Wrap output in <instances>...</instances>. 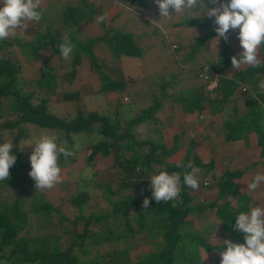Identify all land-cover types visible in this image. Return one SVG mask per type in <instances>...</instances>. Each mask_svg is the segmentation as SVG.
<instances>
[{
	"label": "trees",
	"instance_id": "trees-1",
	"mask_svg": "<svg viewBox=\"0 0 264 264\" xmlns=\"http://www.w3.org/2000/svg\"><path fill=\"white\" fill-rule=\"evenodd\" d=\"M127 1L139 6L145 2ZM86 3L91 5L90 0L60 4L54 12L56 21H48L47 10L38 9L42 12L40 21H47L41 31L40 22H37L31 38L24 42L16 37L0 40V143L9 137L13 144L12 154L16 157L9 178L0 181V260L6 264H202L201 250L220 254L226 247L223 243L206 240L205 236L211 234L216 225L219 236L222 234L234 243H244V234L234 225L240 212L250 211L251 197L238 192L235 179L246 167H226L229 156L221 146L224 148L234 141L248 142L249 137H253L259 152L252 165L264 166V90L258 87L260 78L264 79V65L228 71L231 57L238 56L242 50L234 52L230 44L233 38H238L237 29L232 39H219L220 48L214 59L203 65L186 66L190 75H184L183 79L197 82L176 90L172 88L173 80L162 81L157 93H146L150 104L124 114L120 91L127 82L109 72L106 63L97 62L93 48L103 44L115 60L120 56H140L141 48L130 32L107 27L98 19L102 32L79 40L74 28L85 17L82 5ZM88 10L89 14L96 13L92 7ZM100 15L97 12L96 18ZM178 24L211 25L206 34L195 39V47L216 35L214 18H188ZM65 34L74 45L67 60L62 58L58 48ZM175 46L180 48L178 44ZM15 47H19L24 59L20 60ZM44 51L48 56L44 57ZM260 53L264 58V48ZM189 58H193L192 50L188 58L181 60ZM83 59L99 81L93 92L116 97L105 96L107 102H112L102 111L82 106L84 91L81 87L62 90L64 80L70 83ZM52 60L67 68L56 72ZM176 61L185 66L180 59ZM34 62L39 63L35 72L32 68L24 70V66ZM211 83L216 87L209 91ZM58 89L60 101L72 108V114H54L48 110L49 99ZM236 90L244 97L242 112H238L235 104ZM127 95V106L132 105L134 99H142L139 95ZM166 101L179 105L180 122L187 128L178 131L173 124L166 125L159 118ZM225 110H229L228 116L222 117ZM204 111L210 116L221 115L220 122H206L202 116ZM143 123L145 130L136 128ZM25 124L55 132L57 142L66 144L74 152L67 158L61 155V170L71 164L78 153L73 147L75 140L83 144L79 151L82 150L84 166L77 175L75 191L55 204L45 197L44 191L35 188L28 174L30 160L19 157L17 145L26 136ZM195 125H200L201 130L197 131ZM167 126L174 131L171 135H168ZM213 128L217 130L210 132ZM144 131L153 135L149 137ZM192 132L198 140L192 138ZM97 135L100 138L93 140ZM183 136L187 138L185 143L181 141ZM207 143H211L213 154H208L206 148L199 152L194 150ZM103 157L110 158L114 179L95 181L93 159ZM216 157L222 161L223 168L219 171L215 169ZM178 163L184 167L178 168ZM189 163L200 170L197 173L199 188L192 189L182 181L178 200L156 202L152 197L151 175L158 174L161 169L169 174L179 172L182 180L183 174L191 171ZM89 188L100 191L105 207L92 209L89 206ZM146 197L149 207L144 209L142 202ZM195 218L209 220L195 227ZM133 237L146 249L132 256L130 240Z\"/></svg>",
	"mask_w": 264,
	"mask_h": 264
},
{
	"label": "rangeland",
	"instance_id": "rangeland-1",
	"mask_svg": "<svg viewBox=\"0 0 264 264\" xmlns=\"http://www.w3.org/2000/svg\"><path fill=\"white\" fill-rule=\"evenodd\" d=\"M66 1L79 3V0H42L39 9L47 10L45 15L48 21H50V19L52 21H56L57 17L54 12L59 9L60 4ZM144 1V5L139 6L138 3L134 2L130 4V2L127 0H90L91 5L89 3H86V5H82L85 11V17L79 22L77 27L74 28V34L79 40H84L87 37L100 34L103 28L100 27L99 22L96 18L97 12H100L101 14H104L106 16V19L103 22L107 25V27H112L114 29L124 32H130L133 35V39L136 45L141 48L140 56H120L118 60H115L110 57L103 44H97L93 48V55L96 58L97 62L106 63L107 68L110 69L108 70L109 72L117 74V76L121 77L127 82L126 87L120 91V94L122 96L121 106L124 110V114H130L132 112L134 113L138 107L150 104L147 97H145L146 93H148L149 91L157 93V86L162 81L173 80L175 84L172 88L176 90L178 88H183L184 86L197 82V80L186 81L185 79H183L184 75H190V72L186 69V66H191L194 63L198 65H203V63L207 60L214 59L216 57V51L220 48V40L218 41V43H216L215 40L217 34L211 37L208 41H203L199 45V47L194 46L195 39L199 36H202L203 34H206L209 31L211 25H208L206 27L184 26L178 24L184 19L206 17L203 12H201L200 15L198 11L191 13H173L170 18H163L159 16L158 6L154 2V0ZM216 6L217 4H210L209 7ZM89 7H92L95 10L96 13L94 15L89 14ZM39 22V30L41 31L43 24L47 21ZM28 23L29 27L27 28V30L22 28L17 29L15 37L22 42L31 38L32 31L34 30L35 24L37 22L31 21ZM157 25H159V27ZM234 33L235 32L230 31V33L228 34V39L231 38ZM174 43L178 44L180 48H174ZM230 44L232 51L234 52H238L239 49H241L238 38H233ZM19 47H15V53L20 58V60H22L25 58V56L20 51L21 47L20 49ZM170 48L173 50H171ZM191 50L193 53V58H189L187 60L182 61L181 59H183V57L185 59L188 58V54L191 53ZM46 53L47 51L43 52L44 57L47 55ZM46 59L48 60V58ZM179 59L180 62L185 63L184 67L176 61ZM52 61H54L53 65L56 68V72H63L64 68H67L65 64L62 67L60 64L61 62L59 63L57 60ZM38 64V62H34L31 66H24V70L26 71L29 68H32L33 72H35V69ZM211 84H208V86ZM98 85L99 81L97 80L96 74L88 68L86 60L83 59L80 65L77 66L76 73L70 83H66V81L64 80L62 90H67L66 88L73 89L76 87H81V89L84 91L80 101L82 106L86 109H95L102 111L108 108V105L111 104L112 101L107 102V99H105L106 95L103 93L100 94L93 92L98 87ZM253 89H256V86H254ZM59 93L60 89H58L55 95H53L49 99L48 110L54 114H72V108H69L68 105H64L60 101ZM127 94L139 95L142 96V99H139L137 101L136 99H134L132 105H128V107L126 104L128 101ZM233 96L237 98L235 104L239 105L237 107L238 112L243 111L244 97L240 95L238 90L234 92ZM106 97L116 98L114 94L110 93H107ZM161 108L162 112H160L158 116L164 124H173L174 127L177 126L178 129H182L184 127V125L180 123L179 119V105H171L170 102L166 101ZM228 111L229 110H225V112L221 114L222 117H227ZM24 126L26 136L19 140L17 149L21 160H29L32 147L24 144L30 142L33 136H39L41 133L55 135L56 133L45 128L35 127L30 124H25ZM136 128H140L143 131L145 130V124H139L136 126ZM216 130L217 129L213 128L210 132H214ZM189 133H191V131ZM144 134L149 137L153 135L152 133L147 134L146 131H144ZM191 136L195 140H198L197 137L193 134V132ZM98 138H100V136H94L93 140H97ZM186 140L187 138L185 136L181 137V141L183 143H185ZM2 141H9V137L4 138ZM82 146L81 144H79L78 140H75L73 147L74 149L78 150V153L75 155L74 161L62 169V182L57 184L52 189L44 190L45 197H47V199L52 203L55 204L59 202L61 198L63 199L65 195L69 193H74L75 186L78 180L77 175L81 173V169L84 166V162L82 159V150L79 151V148L82 149ZM110 161L111 160L109 157H103L99 160L95 158L93 159V165L96 170L95 181L114 179V173L112 171ZM254 168L255 170H258L264 168V166H258L256 163L253 169L252 166L249 168V173H252V170H254ZM159 171H161V169H159ZM247 178L248 175L246 174L235 182L238 192L241 194H246L250 197L255 191H258V193L261 192V188H258L255 191H249L247 189V183H249ZM88 195L90 196L88 204L92 209H96V206H106V202L101 197L100 191L97 188H89ZM251 203L256 205L257 199L252 198ZM210 219H212V217H210ZM208 220L209 218H206L202 221L195 218L194 226L198 227L200 224H202V222L205 224L206 222H208ZM217 227L218 226L216 225L212 233L205 236L207 241L223 243L224 240H227L225 235L220 234L219 236L217 234ZM130 243L132 244L130 248V254L132 256L146 249V247H144L143 245L139 246L137 240H135L134 237L130 240ZM200 257L202 260V264H220L221 261V255L219 253L207 254L206 252L201 250ZM0 264H6V262L1 259ZM17 264L35 263L26 262Z\"/></svg>",
	"mask_w": 264,
	"mask_h": 264
},
{
	"label": "clouds",
	"instance_id": "clouds-1",
	"mask_svg": "<svg viewBox=\"0 0 264 264\" xmlns=\"http://www.w3.org/2000/svg\"><path fill=\"white\" fill-rule=\"evenodd\" d=\"M42 0H0V40L14 38L17 29L29 27L31 21L39 22L42 12L38 9ZM158 6L159 16L170 18L173 13L203 12L207 17L214 18L215 38L228 40L229 31L238 29V39L242 51L238 56L231 57L233 69L240 70L242 66L258 68L264 65V58L260 50L264 48V0H154ZM217 4L216 7H208ZM196 16V15H192ZM189 16V17H192ZM99 22L106 19L104 14L98 18ZM159 27V25H157ZM60 55L67 60L73 53L74 45L69 36L65 34L58 45ZM216 87L215 83L209 85V91ZM258 87L264 90V79H260ZM55 134L41 133L33 136L30 142L24 144L32 147L29 176L35 182L38 191L52 189L62 182L59 159L73 156L66 144L57 142ZM78 147V146H77ZM11 141L0 143V181L10 176V168L14 166L16 157L12 154ZM177 167H184L178 163ZM191 171L185 172L181 180L179 172L159 171L151 175L150 185L153 199L160 203L176 201L179 199L181 183L192 188H199L197 173L200 171L195 165L189 163ZM264 184V174L256 173L251 182L247 183L249 191L257 190ZM144 209L149 207V199L142 202ZM220 222V221H219ZM218 222V223H219ZM217 223V224H218ZM234 227L244 234V243H234L224 240L226 245L220 253V264H264V206L251 207L249 212H240L236 216ZM206 258V256H205Z\"/></svg>",
	"mask_w": 264,
	"mask_h": 264
},
{
	"label": "crops",
	"instance_id": "crops-1",
	"mask_svg": "<svg viewBox=\"0 0 264 264\" xmlns=\"http://www.w3.org/2000/svg\"><path fill=\"white\" fill-rule=\"evenodd\" d=\"M242 51V50H241ZM239 52V51H238ZM245 66H242L241 68H243ZM229 72H234L236 71V69H233L232 64L229 66L228 68ZM261 79V78H260ZM263 79V78H262ZM239 106V105H237ZM242 112V111H241ZM204 114H202V116L204 117V120L206 122H212L213 124H216L219 122V120L221 119V115H207L206 112H202ZM179 119L181 120V115L179 112ZM181 123V122H180ZM182 125H184V128H187V125L184 123H181ZM170 129L167 128V132L168 135H171L174 131L171 127H169ZM176 129L178 131H181L182 129H178L176 126ZM195 129L197 131L201 130V126L200 125H195ZM202 145V146H201ZM200 146H197L194 148V150L196 152H199L200 150H205L204 148H206V150L208 151V154H213V149L211 146V143H207V144H201ZM221 148L223 149L224 154H226L228 157V160L225 164L226 167L229 168H238V169H243L244 167H246V169L242 172V174L235 179V182L241 178L243 175H248V182H251L252 178L254 177V175L256 173H262L264 174V168L262 169H258V170H252L253 167H255V165L253 166L252 164L255 163L258 159V148L255 146L254 144V138L253 137H249L248 142H243V141H234L229 143L228 145L224 146V148L221 146ZM216 165H215V169H217L218 171L221 170L222 167V161L219 160L218 157H216ZM224 165V164H223ZM252 166V173H249V168ZM258 166H263V165H259ZM259 188H261V192L258 193V191H255L253 193V197L251 196V200L252 198H256L257 199V203L252 204L251 200L249 202V205L251 207H255V206H264V184H262ZM261 201V202H260Z\"/></svg>",
	"mask_w": 264,
	"mask_h": 264
},
{
	"label": "built area",
	"instance_id": "built-area-1",
	"mask_svg": "<svg viewBox=\"0 0 264 264\" xmlns=\"http://www.w3.org/2000/svg\"><path fill=\"white\" fill-rule=\"evenodd\" d=\"M173 47H174V48L176 47L175 44H173Z\"/></svg>",
	"mask_w": 264,
	"mask_h": 264
}]
</instances>
